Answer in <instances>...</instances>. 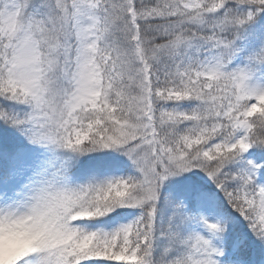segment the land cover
<instances>
[{
    "label": "snow or ice",
    "instance_id": "1",
    "mask_svg": "<svg viewBox=\"0 0 264 264\" xmlns=\"http://www.w3.org/2000/svg\"><path fill=\"white\" fill-rule=\"evenodd\" d=\"M0 264H264V0H0Z\"/></svg>",
    "mask_w": 264,
    "mask_h": 264
}]
</instances>
